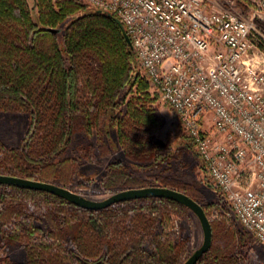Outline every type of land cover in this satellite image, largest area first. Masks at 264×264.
Listing matches in <instances>:
<instances>
[{
  "label": "trees",
  "instance_id": "trees-1",
  "mask_svg": "<svg viewBox=\"0 0 264 264\" xmlns=\"http://www.w3.org/2000/svg\"><path fill=\"white\" fill-rule=\"evenodd\" d=\"M122 24L116 13L81 0H35L34 7L28 0H0V111L25 112L30 119L19 145L0 138V174L67 187L78 166L76 157L65 155L75 133L115 129L125 159L104 167L105 188L166 186L199 201L194 184L136 173L172 155L153 137L160 126L157 95L141 76ZM202 206L208 217L215 207L233 219L231 205ZM189 210L165 196L86 209L49 191L0 183V264H183L188 240L172 229V216ZM210 221L212 243L196 264L237 263L234 249L251 245L254 236L232 220L238 243L220 246V220ZM15 245L24 246L25 262L10 257Z\"/></svg>",
  "mask_w": 264,
  "mask_h": 264
},
{
  "label": "built area",
  "instance_id": "built-area-1",
  "mask_svg": "<svg viewBox=\"0 0 264 264\" xmlns=\"http://www.w3.org/2000/svg\"><path fill=\"white\" fill-rule=\"evenodd\" d=\"M116 13L160 98L177 114L239 224L264 244V0H83ZM177 227H175L176 229Z\"/></svg>",
  "mask_w": 264,
  "mask_h": 264
},
{
  "label": "rangeland",
  "instance_id": "rangeland-1",
  "mask_svg": "<svg viewBox=\"0 0 264 264\" xmlns=\"http://www.w3.org/2000/svg\"><path fill=\"white\" fill-rule=\"evenodd\" d=\"M28 1L34 7L35 0ZM218 1L221 4L223 0ZM253 6V0H236L234 10L250 15ZM253 43L254 46L250 53L252 57H256L253 61H261L262 53H264V38L256 35L253 38ZM137 64L141 76L145 77L149 83L150 93L157 95L154 107L157 118L160 120V126L153 132V137L161 144L169 146L172 157L162 166L154 169L139 168L136 169V173L149 179H155L159 176L166 178L171 183L187 182L194 184L196 187L195 194L201 205L220 201L230 207L226 197L213 185L209 178L206 166L196 153L192 140L177 114L169 104L160 98L158 92L146 77L139 61ZM260 66L263 67L264 62H261ZM29 122V115L25 112L0 111V138L8 146L15 147L19 145L26 135ZM107 134L99 132L98 134L87 135L84 132H76L65 153L67 156L76 157L78 163L77 171L72 176L73 182L67 187L94 200L104 199L122 189L121 187L107 189L101 183L104 167L107 163L117 159H125L124 152L118 142L116 130L109 129ZM230 210L232 220L235 223L234 227L245 234L247 230L239 224L231 207ZM210 212V220H220L221 223V226L216 230V243L220 246H227L230 242L233 245L237 244L238 235H235L230 228V221L232 220H226L221 214L222 212L215 207L210 209ZM172 218V229L179 237L188 240L190 256L203 242L204 233L201 223L191 210L188 211L186 216L174 214ZM175 227L177 228L175 229ZM233 254L235 258L239 259L235 264H264V244L254 238L251 245L239 246L234 249ZM9 255L18 261H26V252L23 245L12 246Z\"/></svg>",
  "mask_w": 264,
  "mask_h": 264
},
{
  "label": "water",
  "instance_id": "water-1",
  "mask_svg": "<svg viewBox=\"0 0 264 264\" xmlns=\"http://www.w3.org/2000/svg\"><path fill=\"white\" fill-rule=\"evenodd\" d=\"M121 22V20H120ZM123 31L125 28L122 24ZM48 30L53 32H59L57 28H48ZM126 32V31H125ZM131 46L133 47L132 43ZM0 183L15 184L21 187H26L30 189L44 190L51 193L57 194L68 201L86 209H102L110 206L116 202L126 200L129 198L136 197H147V196H165L172 198L178 202L183 203L193 211L198 217L203 233L204 238L200 247H198L194 252L188 257V259L183 264H196L200 257L209 250L212 243V225L209 217L207 216L203 206L187 193L180 191L176 188L150 185L144 187H132L120 189L117 192L111 194L110 196L101 199L94 200L88 197L81 195L78 192L73 191L72 189L59 185L53 182L40 181L25 177H19L14 175H5L0 174Z\"/></svg>",
  "mask_w": 264,
  "mask_h": 264
}]
</instances>
